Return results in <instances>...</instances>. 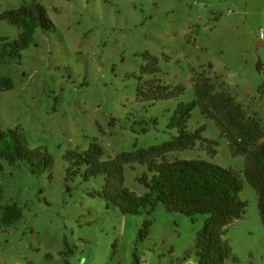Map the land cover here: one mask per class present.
<instances>
[{"label":"rangeland","instance_id":"rangeland-1","mask_svg":"<svg viewBox=\"0 0 264 264\" xmlns=\"http://www.w3.org/2000/svg\"><path fill=\"white\" fill-rule=\"evenodd\" d=\"M35 2L57 29H39L22 64L0 65L14 82L12 90H0V130L18 131L28 148H46L55 162L39 176L0 156V213L7 204L24 210L9 229L0 221V264H133L135 253L141 264L198 263L197 235L206 217L193 222L162 204L151 215L109 209L102 195L108 178L87 182L80 175L85 167L72 168L70 176L64 155L97 141L104 160H114L172 141L174 111L196 100V84L205 79L215 85L214 97L228 93L232 101L220 109L213 98L202 101L189 131L205 127L203 140L156 162L202 159L237 172L248 205L223 235L239 260L226 264H264L258 194L245 176L248 154L232 152L242 144L250 154L264 144V45L257 49L264 44V0H0V14ZM22 32L0 22V39L16 40ZM147 52L159 58L161 73L142 74ZM139 85L147 101L139 98ZM159 85L179 98L150 100ZM235 106L244 115L233 126ZM251 133L254 140L245 143ZM144 175L153 177L147 165H126L124 186L145 195ZM149 219L150 237L137 242Z\"/></svg>","mask_w":264,"mask_h":264},{"label":"trees","instance_id":"trees-1","mask_svg":"<svg viewBox=\"0 0 264 264\" xmlns=\"http://www.w3.org/2000/svg\"><path fill=\"white\" fill-rule=\"evenodd\" d=\"M9 21L23 29L16 40L0 39V65H20L23 53L35 41L39 29L50 32L57 29L49 16L47 8L39 2L8 9L0 14V22ZM146 64L142 66V74L156 75L162 72L159 58L147 52L144 54ZM262 70L261 68H259ZM139 82L142 76H138ZM14 88L12 79L0 73V90L9 91ZM174 90L168 85L158 86L151 91L150 100L178 99ZM215 85L210 79L196 84V100L182 102L174 111L169 123L170 130H177L178 135L172 141L163 145L149 147L132 153H123L114 160H104L103 147L94 141L86 151L80 148L69 150L64 159L69 163L68 173L73 176L72 168H83L82 175L89 182L101 176L108 178V183L102 195L107 201V207L119 208L124 214L140 216L144 211L153 214L159 204L168 212L182 214L196 222L197 217H206L203 228L197 235L198 264H226L231 258L239 262L233 255V249L227 240L223 239L228 228L243 218L248 205L241 198L242 182L237 172L226 169L202 159L175 160L173 162H156L165 152L183 151L193 148L203 140L204 130L190 132V123L195 108L202 102L214 99V108L232 101L228 93L213 96ZM144 90L139 85L138 96L144 97ZM147 101V100H146ZM244 115L240 106H235L231 113L230 122L237 124V117ZM203 129V128H202ZM254 135L245 134L243 140L249 143ZM242 145V144H241ZM238 145L232 147L234 156L237 153L248 154L245 176L249 184L258 194L259 212L264 224V144L254 152L248 153L247 148ZM240 150H238V148ZM0 156L9 162L27 164L35 175H43L54 165V156L46 148L30 149L25 145L24 137L16 130H0ZM129 164L147 165L153 174L152 179L144 175L139 179L145 185L148 193L139 196L131 193L125 185V166ZM4 167L0 165V172ZM101 195V193H99ZM95 196V194H91ZM24 217V210L18 204H7L1 209V227L9 229L17 225ZM154 221L146 220L138 234L137 242H144L151 235ZM48 258H51L48 256ZM133 264H141L137 253L134 254Z\"/></svg>","mask_w":264,"mask_h":264},{"label":"water","instance_id":"water-1","mask_svg":"<svg viewBox=\"0 0 264 264\" xmlns=\"http://www.w3.org/2000/svg\"><path fill=\"white\" fill-rule=\"evenodd\" d=\"M263 45H264L263 43L259 42V43L257 44V49H258L260 46H263Z\"/></svg>","mask_w":264,"mask_h":264},{"label":"built area","instance_id":"built-area-1","mask_svg":"<svg viewBox=\"0 0 264 264\" xmlns=\"http://www.w3.org/2000/svg\"><path fill=\"white\" fill-rule=\"evenodd\" d=\"M262 36H264V32L262 31ZM192 264H198L197 262H193Z\"/></svg>","mask_w":264,"mask_h":264}]
</instances>
